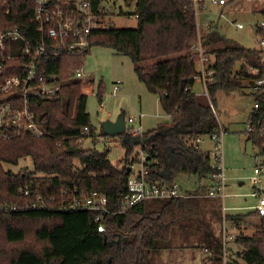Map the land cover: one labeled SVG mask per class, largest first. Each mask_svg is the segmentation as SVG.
<instances>
[{"label": "trees", "instance_id": "trees-1", "mask_svg": "<svg viewBox=\"0 0 264 264\" xmlns=\"http://www.w3.org/2000/svg\"><path fill=\"white\" fill-rule=\"evenodd\" d=\"M89 1L98 18L105 20L104 0ZM61 3L71 9L78 1ZM35 6L36 0H0V28L18 29L25 39L17 43L20 48L41 38ZM261 13L264 18V10ZM134 16L136 27L94 29L86 50L64 52L47 62L46 70L60 79L62 86L53 96L33 100L35 113L43 114L46 134L37 137L4 130L10 132L5 137L0 129V264H171L163 252L170 255L184 249L191 251V264H196L199 250L206 264H229L224 262L221 199L202 196L208 184L201 182L212 178L214 162L210 152L195 146V140L219 129L211 106L213 103L218 112L217 91L251 88L264 76V61L259 50L229 42L211 23L201 40L207 53L214 55L215 80L208 86L209 97L197 94L193 87L198 56L193 55L192 44L200 33L195 1L136 0ZM256 28L257 35L264 38V29L259 24ZM93 45L109 46L129 56L137 65L139 79L160 96L163 110L173 119L171 126L117 136L126 149L121 169L111 162L110 148L84 147L86 139L93 144L98 141L97 128L87 111L88 94L83 90L91 81L76 79L71 73L83 67ZM154 58L161 60L141 66ZM25 61L22 58L16 68ZM250 68L259 73L249 72ZM10 74L4 72L0 83ZM104 90L100 85V100ZM252 115L255 120L264 116V101L249 113ZM247 137L259 149L264 166V132ZM136 147L146 154L144 165L155 180L173 184L177 175L192 174L198 176L199 189L186 198L144 199L121 213L107 215L105 231L98 230L96 211L63 209L73 194L98 190L107 195L112 210H121L128 194L130 166L140 161L139 151L132 158ZM26 159L32 161L31 169L22 167L15 172L5 167L19 166ZM65 188L69 191L63 195ZM34 204L38 207L33 208ZM251 216L258 218L254 233H240L234 241L241 247V264H264V215L255 210L225 215V219L239 226ZM232 264L239 263L235 260Z\"/></svg>", "mask_w": 264, "mask_h": 264}, {"label": "rangeland", "instance_id": "rangeland-1", "mask_svg": "<svg viewBox=\"0 0 264 264\" xmlns=\"http://www.w3.org/2000/svg\"><path fill=\"white\" fill-rule=\"evenodd\" d=\"M195 1L202 6V9L198 10L197 13L200 36L208 31L211 23H214L217 30L229 42L241 44L248 49L259 50L261 48L256 25L264 20L261 13L264 10V0H227V4L224 6L213 4L212 0ZM102 8L108 11V14L104 17L106 26L114 28H134L137 26V20L134 16L136 0H130L129 4L127 0H104ZM238 23H241L243 27L239 28ZM159 60L161 59L154 58L140 64L146 66ZM136 66L129 56L118 53L112 47L105 45H93L89 49L83 65V79L91 81L83 89L88 94L87 111L90 114L92 124L97 128L98 134L96 144H93L89 138L84 141V147L96 148L99 151L110 148L109 158L120 169L125 164L126 149L117 136L105 137L103 135L104 126L107 122H116L119 118H123L127 128L132 127V125L134 127L141 125L144 131L173 124L172 117L162 108L160 96L151 92L139 79L135 71ZM117 81H121L119 84L120 89L114 91ZM100 85L105 89L101 100L98 96ZM193 90L197 94L205 93L199 78L196 79ZM215 97L218 120L220 125L227 129L223 135L224 166L227 176L225 192L228 195L235 193V198L227 197L223 202L225 207L228 208L225 213L236 214L239 211L234 210V206L255 205L258 199L254 196L249 197L252 193V184L248 177L253 174L256 160L254 156L246 153L247 134L245 132L255 96L251 88L245 86L233 92L219 90ZM140 114H144L141 120L139 119ZM130 117L136 118L132 125L129 124ZM129 130L128 128L126 132ZM199 146L204 151H210L212 156L215 155L214 142L210 136L202 137ZM138 149L139 147L134 149L132 158ZM138 164L136 162V168H138ZM5 167L18 172L22 167L31 169L33 164L30 159H26L21 161L19 166L6 164ZM175 181L182 186L183 192L195 193L200 187L198 176L192 174L181 173L177 175ZM208 183V180L201 182L202 185ZM239 183H242V185ZM261 186L264 190V183ZM251 210L253 209L247 208L242 210L241 213H249ZM255 223H258L256 216L248 218L247 224L249 226L244 232L246 235L254 233L253 225ZM227 226L230 228V223ZM230 230L234 234H240L237 230H232V228ZM240 249L241 247L235 241H231L228 244L224 262L226 260V263L228 261L229 264H232L233 261L237 260L241 264L242 260L238 254ZM174 251L172 252L174 260H176L177 253H181L177 257L180 261L179 264H191V251L187 249ZM197 252V255L200 256L201 251ZM164 257L170 259L171 256L167 252H163ZM170 262L176 264L171 260Z\"/></svg>", "mask_w": 264, "mask_h": 264}, {"label": "built area", "instance_id": "built-area-1", "mask_svg": "<svg viewBox=\"0 0 264 264\" xmlns=\"http://www.w3.org/2000/svg\"><path fill=\"white\" fill-rule=\"evenodd\" d=\"M195 3L197 8L198 3L196 1ZM212 3L224 6L227 4V0H212ZM35 19L38 22L37 30L41 33V38L33 45L25 48L18 47L17 43L20 40L25 41L18 29L4 31L0 28V76L7 70L13 73L4 77L0 83V129L5 137H8L10 132L12 134L27 132L37 137L46 134L47 127L45 120L42 119L43 114L35 113L32 103L37 97L55 95L62 86V81L46 70L47 62L50 59L60 57L64 52L73 53L86 50L92 31L106 26L105 20L98 18L93 12L89 0L78 1L76 7L71 9L62 4L61 0H36ZM237 26L239 28L243 27L241 23H238ZM259 28L264 29V20L259 23ZM260 45L259 51L264 61V38L262 37H260ZM192 51L193 55L198 56V73L195 80L197 78L201 80L204 94L209 97L208 86L214 82L216 73L214 55L207 53L200 35L198 40L192 44ZM22 58H26V61L20 63L16 68ZM252 71L256 74L259 73V71L250 68L249 72ZM71 74L74 78L81 79L84 76V68L80 67ZM120 83L121 81L116 82L114 91L120 89ZM251 91L255 96L252 110H257L264 101V76L255 80ZM211 106L218 118V112L214 104L211 103ZM143 116L144 114H140L139 119L141 120ZM135 121V117L129 118V124L132 125ZM128 128L131 134L134 135L142 134L144 131L141 125L138 127L132 125ZM224 132H226L224 127L220 125L219 129L210 135L214 142L215 155L212 156L211 154V158L216 171L212 175L211 186L202 194V196L208 198H220L221 200L227 197L225 192L227 176L223 153ZM245 132L247 136L264 132V116L258 120H255L253 115L248 116V125ZM201 139L202 136H199L195 140L197 148L200 147ZM138 151L140 153L138 168L135 164L130 166L132 173L128 179V194L122 202L121 210H112L109 207L107 195L98 190H92L82 196L73 194L72 198L63 203V209L96 211L95 220L100 222L98 230L105 231L106 227L103 220L107 215L121 213L141 200L186 198L195 194L183 192L182 186L176 182L168 184L155 180L151 176L148 167L144 165L146 154L140 148ZM253 152L257 161L250 177L254 188L252 196L258 198L255 210H257L259 216H263L264 190L261 186L264 182L263 158L255 145H253ZM68 191L66 188L62 189V194L65 195ZM37 207L38 204L33 205V208ZM12 209H17V206H13ZM223 209L226 210L225 207ZM225 215L222 231L226 251L228 244L235 240L236 235L230 233V228L227 226L229 220L225 219Z\"/></svg>", "mask_w": 264, "mask_h": 264}, {"label": "crops", "instance_id": "crops-1", "mask_svg": "<svg viewBox=\"0 0 264 264\" xmlns=\"http://www.w3.org/2000/svg\"><path fill=\"white\" fill-rule=\"evenodd\" d=\"M200 9H202V6H200L199 4L197 5V13H198V10H200ZM226 128V127H225ZM248 138V137H247ZM246 141H248V139L246 140ZM247 143V142H246ZM208 152H210V151H208ZM255 157V156H254ZM255 160H256V158H255ZM251 177V176H250ZM250 177H248V180L250 181ZM209 183H208V187H207V189H209V187L211 186V184H212V181H211V179H209V181H208ZM250 183H251V181H250ZM264 183V182H263ZM240 185H242V183H239ZM228 187V186H227ZM206 189V190H207ZM253 185H252V192H253ZM263 189V188H262ZM237 195V194H236ZM241 195H244V196H246L247 194H241ZM227 197H230V198H235V193H232V194H230V195H228L227 194ZM226 197V198H227ZM249 197H252V193H251V195H249ZM254 198V197H253ZM254 199H256V198H254ZM247 200V199H246ZM224 200H221V202H222V212H223V215L224 214H226V215H229V214H227V213H225L227 210H225L224 211V209H223V207H225V204H224V202H223ZM257 203H258V199L256 200V204L255 205H251V204H249V206H234L235 207V209L234 210H237V211H239V213H241V211L242 210H244V209H247V208H250V209H253V210H251V211H255V206L257 205ZM226 209H228L227 207H225ZM251 211H249V212H251ZM239 213H236V214H239ZM250 218V217H249ZM258 219V218H257ZM247 222H248V219L245 221V222H243L242 224H240L239 226H233L232 225V222L231 221H229L228 223H230V228H232V230H237V231H239L240 233H244L245 232V230L247 229V227L249 226L248 224H247ZM227 223V224H228ZM252 223H254V221H252ZM256 224V223H255ZM255 224L253 225V226H255ZM244 225V226H243ZM230 233H233L231 230H230ZM234 234V233H233ZM236 236H237V234H235ZM173 254H170V259H169V263H171L170 262V260L172 261V262H174V263H177L176 261H178V260H174V257L172 256ZM181 255V253H178L177 254V256L175 257V259L178 257V256H180ZM196 264H206V262L203 260V255H200V256H196ZM180 262V261H179Z\"/></svg>", "mask_w": 264, "mask_h": 264}, {"label": "water", "instance_id": "water-1", "mask_svg": "<svg viewBox=\"0 0 264 264\" xmlns=\"http://www.w3.org/2000/svg\"><path fill=\"white\" fill-rule=\"evenodd\" d=\"M127 127L123 118H119L116 122H107L104 126L103 135L119 136L126 132ZM253 140L249 139L246 143V153L254 156L253 152ZM257 161V159H256Z\"/></svg>", "mask_w": 264, "mask_h": 264}]
</instances>
